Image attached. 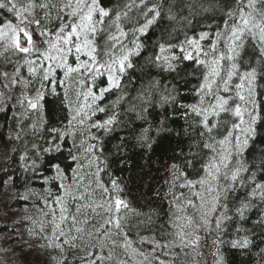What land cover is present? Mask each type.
<instances>
[{
  "label": "trees",
  "instance_id": "1",
  "mask_svg": "<svg viewBox=\"0 0 264 264\" xmlns=\"http://www.w3.org/2000/svg\"><path fill=\"white\" fill-rule=\"evenodd\" d=\"M3 2L8 7L0 8V28L12 22L18 12L17 8L9 11L14 0ZM33 2L37 3L34 21H39L33 32L41 36L49 28H58L67 12L61 2ZM247 3L248 0H99V6L108 10L109 16L105 18L104 31L93 38L97 58L107 60L104 52L116 57L128 55L131 67L120 74L118 88L95 102L86 94L89 89L98 94L101 87H107L106 76L93 81L86 71L66 75V68L54 66L53 74L45 80L42 58L20 55L18 59L14 49L0 52V252L9 251L12 255L5 257L12 264H85L81 251L92 252L93 264H109L108 257L114 256H118L116 264H136L137 254L131 259L117 249L123 245L132 250V242L146 247L147 255L142 258L145 263L159 255L165 258L167 250H171V258H184L188 249L185 238L178 234L194 230L191 225L186 229L185 221L191 216L186 198L189 188L202 180L219 141L237 121L224 113L209 117V126L217 125L209 133L201 123L202 117L189 113L185 118L186 108L180 105L199 104L205 64L197 63L194 57L178 59L171 61L174 67L169 69L163 59L158 61L156 57H182L180 45L185 48L188 39L199 40L204 32L209 35L200 40L201 45L208 47L221 38H217V32L222 34L228 29L225 20L229 19V10L242 7L245 13L253 11ZM254 3V14L264 12V0ZM153 8L155 11H149ZM156 11L159 16L154 23L139 32ZM117 13L121 14L119 29L109 27ZM46 14L50 21L42 18ZM94 15L98 21L99 16ZM54 20L57 21L52 23ZM121 30L125 36H120ZM110 36L117 37L118 42L110 41ZM112 43L114 47L109 46ZM161 45L166 49L164 53L160 52ZM260 47L256 37L245 34L235 60L240 73L257 69L254 87L258 119L255 133L248 137L240 154L239 168L244 170L224 186L220 196L219 227L212 235L210 230L206 233L211 235L212 246L208 248L214 250L215 264H264V198L260 195L264 189L256 188L257 184L264 185V57ZM86 60L88 57L82 53L80 61ZM66 63L72 68L77 66L74 52ZM30 68L35 71L30 72ZM23 83L26 89L36 83L41 85L42 90L36 91V100L38 94L41 97L37 108L27 104ZM109 118L114 119L109 130L94 127ZM55 164L60 165L59 174ZM113 180L119 190L113 189ZM63 183L71 191L62 204L69 207L74 220L82 222L79 232L85 234L86 224L95 225L93 236L101 235V240L89 249L81 234L72 245L64 246L63 257L58 259L54 253L57 250L52 252L45 245L43 233L32 231L47 220L45 214L60 205ZM87 188L93 200L85 203ZM254 189L256 195L252 194ZM116 198L128 205L118 214L109 211ZM245 204L241 215L238 209ZM111 214L115 216L109 223ZM117 216L120 228L115 226ZM68 230L70 234L71 228ZM245 239L246 247L234 246V242ZM157 243L161 246L157 247ZM165 244L168 247H163Z\"/></svg>",
  "mask_w": 264,
  "mask_h": 264
},
{
  "label": "snow or ice",
  "instance_id": "2",
  "mask_svg": "<svg viewBox=\"0 0 264 264\" xmlns=\"http://www.w3.org/2000/svg\"><path fill=\"white\" fill-rule=\"evenodd\" d=\"M241 0H238V3ZM76 7L73 8L72 12L70 13V17L77 18L79 23H70L67 25L62 24L61 27L57 30L56 33V41L64 45V47H58L57 43H50V48L56 50L58 55H49L46 56L45 59L56 61L59 59V63L55 65V67L59 68H66L67 72L66 75L71 72H79L81 70L86 71L92 78L93 81L97 77L105 76L107 77L108 86L101 87L99 89V93H94L89 89L88 93L86 94L88 97H91L92 100L95 102L98 99H102L105 93L110 92L113 88H118L120 86L119 83V76L126 71V68L131 67L130 63H127L129 60L128 55H121L116 57L114 55H110L108 52L102 53V55L107 56V60H98L97 56V47L94 44V37L98 32L104 31V22L105 18L109 16V11L105 10L103 7L99 6V0H75ZM8 7L7 4L0 0V8ZM43 7V5H42ZM66 7H72V3H70ZM247 7L252 9L248 13H245L242 7L238 8L236 11L229 10L226 15L229 17L228 20H225V27L229 30L228 39L231 43L228 45V53L230 55H220L216 56V44L213 43L211 46L212 54L215 57L210 62H208V74L204 77V83L200 86V102L199 104L193 105H180L182 108H186L184 113L185 118L189 115V113H194L199 117H202L201 123L203 127L210 133L214 127L217 125L209 126V117H219L221 113L230 114L238 119V123H233L231 125V130L228 131L227 136L224 140L219 141L220 144H225L230 142L229 138L234 137V130H238L240 133L244 135V140L241 144L240 136L236 135L234 137L236 141V145L238 148L242 150L243 146H246L248 143V137L255 133L254 125L257 123L258 114H257V99H256V92L254 87V82L257 77V69L250 68L248 70L243 71L240 73L238 71V65L235 62L236 57L239 56V50L243 46V38L245 34H250L256 37L262 47L259 48V52L261 56L264 57V12H255V3L254 0H248ZM9 11H16V6L13 4ZM26 11V9H25ZM149 11H155V9H149ZM97 14L99 16V20L96 21L93 19V15ZM126 15V13H125ZM147 15V14H145ZM16 16L20 17L21 13L16 12ZM156 16H159V12L156 11V15L152 18L147 20V22L142 25L138 31L145 32L149 25L154 23ZM121 18V14L117 13L115 20L111 22L109 27L115 25L117 29H119L118 21ZM231 21V23H230ZM20 25H25L24 27H20L19 25H14L11 22H8L3 26L5 29L4 31H0V38L8 37L9 38V45L12 49H15L21 53H29L31 52L34 47V41L32 39L31 33L27 30V23H35L39 25V21H27L25 19L20 20ZM97 24L101 25L100 28H97ZM70 29L65 34V29ZM41 35H47V33H41ZM122 30L120 31V36H125ZM209 34L204 32L200 34L199 40L197 39H188L186 41L187 45L191 48H194L197 57L200 55L202 49L200 46V40L205 39ZM217 38L221 36L220 32L216 33ZM110 41L118 42V38L115 36L109 37ZM110 47H114L115 43L109 45ZM139 47V45L137 46ZM171 47V46H170ZM180 50L183 53L182 57H177L175 55L169 56H157L156 59L159 61L163 59L164 62L168 64L169 69H172L174 65L171 61H175L178 59L184 60H192L193 53L188 51L184 48L183 45H180ZM7 51V48H6ZM73 51L75 52V58L77 61V66L72 68L68 66L66 63L67 55L72 54ZM166 51L163 45L160 46V52L164 53ZM85 54L88 57L86 61H80V55ZM207 56V53H204ZM232 61L230 66L228 67L225 75H221V60ZM197 63L203 65L206 62L197 59ZM29 71H35L34 69H29ZM54 72V68L52 65H49L45 69L44 79L47 80L49 76H51ZM233 76H238L240 83L236 84L235 87V97L232 96H222L218 95L219 91H223L228 93L231 91L229 84ZM219 77L221 82L217 81L215 78ZM216 84V91H213V84ZM211 95L212 101L207 106L204 105L205 96ZM40 95L38 94L36 103H30V107L35 109L38 106ZM175 99L174 97L172 98ZM230 100L232 104H230ZM239 101V102H237ZM98 111L104 112L105 108H99ZM245 114H247L248 119L245 120ZM114 122L113 118H109L108 120L103 121L102 123H97L94 127L98 128H105L108 129L109 125H112ZM246 125V126H245ZM204 133H201L203 136ZM204 147L211 148L210 144H205ZM50 149H45V151H49ZM55 150H59L58 146ZM75 159V158H74ZM56 169L57 173L59 174L61 169L59 164L53 165ZM173 167H176L173 165ZM211 167L216 168V171L219 172V167L215 164L211 165ZM227 167V165H225ZM243 168H238L236 171L232 173L231 179L235 181L237 179L238 173L243 171ZM192 182L189 181V184ZM203 183V180L200 181ZM112 187L114 190H119V185L115 180L112 181ZM257 189H264V185L257 184ZM105 192H108V189H104ZM253 195H256L255 189L253 190ZM261 198H264V191L260 193ZM247 207V205H242L241 209L238 211L241 212L243 215V208ZM127 209L128 205L121 199L116 198L113 203L109 207V211H115L117 214L121 212V209ZM113 221H109L112 223ZM115 226L117 228L121 227L120 217L117 216L115 219ZM220 221H217V226H219ZM181 239L184 238V233L178 234ZM248 244V240L245 239L243 242H234V246L239 245L240 247H246ZM161 245L157 243V247ZM163 247H168L167 244L163 245Z\"/></svg>",
  "mask_w": 264,
  "mask_h": 264
},
{
  "label": "rangeland",
  "instance_id": "3",
  "mask_svg": "<svg viewBox=\"0 0 264 264\" xmlns=\"http://www.w3.org/2000/svg\"><path fill=\"white\" fill-rule=\"evenodd\" d=\"M15 6L17 8V11L21 13L20 17L15 16L12 20V24L19 25L20 27H24L25 25H20V20L26 18L27 21H34V8L37 5L36 2H33V0H14ZM57 0H55L56 2ZM58 2H61L62 8H66L67 12L65 13L64 19H61V22L58 23V28L56 29H47L45 33L47 35H37V31L33 32L36 28L35 23H27V30L31 33L32 39L34 41L35 47L32 50V54H41L38 55L40 58L44 60V72L45 69L52 65L53 67L58 64L60 61L57 59L56 61L47 60L45 59L46 56L49 55H58L56 50L53 48H50V43H57L58 47H64L61 43L56 41V33L57 30L61 27L62 24L67 25L70 23H79V20L77 18L70 17V13L72 12L73 8L76 7L75 0H71L72 7H66L70 0H58ZM26 9V11H25ZM95 15H93L94 17ZM8 23V22H7ZM6 23V24H7ZM5 25V24H4ZM1 26L0 31H4L5 29L3 26ZM70 29H65V34ZM229 30L227 29L221 34V38L215 40L213 43L216 44V56H220L222 54L224 55H230L228 53V45L231 43V41L228 39L229 36ZM201 53L197 57L196 52L194 48L189 47L186 45L185 49L188 51H191L193 53V57L197 60L205 61V75L208 74V62H210L215 57L212 54L211 46L213 43H211L208 47L203 48L201 45ZM9 45V38L3 37L0 38V52L6 51L9 49H12L11 47H8ZM74 52V51H73ZM204 53H207L208 55L205 56ZM26 54V53H25ZM75 54V52H74ZM68 57V55H67ZM67 59V58H66ZM232 61L221 60V75L226 78V71ZM217 81H220V78H215ZM204 83V80L202 84ZM240 83V80L238 77L234 76L232 77L229 87L231 89L230 92L225 93L222 90L219 91L217 94L222 95L225 97L232 96L235 97V85ZM25 87V86H24ZM7 90V89H6ZM213 91H216V84H213ZM36 93L30 90V87L28 89L25 88V94L23 95L26 97V102L30 106V103H35L36 100ZM35 95V97H33ZM212 101L211 95L205 96L204 99V105L207 106ZM239 102V101H237ZM230 104H232V101L230 100ZM237 123L239 122L238 119L235 117ZM248 119L247 114H245V120ZM246 126V125H245ZM236 135L240 136L241 144L244 140V135L240 133L238 130H234V137ZM234 137L229 138L230 142H227L225 144H219L218 148L215 152L214 158L212 159V162L210 163L209 167L207 168V171L205 175L203 176L202 180L203 183H200L193 188L191 186L189 188V193L186 196L188 206L191 210V216H188L185 221H188L186 224V229H188V226L190 228H194V230L184 233L185 236V242L184 245L186 246V249L189 251V256L184 253V258L176 259L170 257V251H166V257L161 258V256H157V258L154 261H149V263H145L142 258H145L147 254L141 255L140 252H134L127 247L120 248L117 247L118 250H120V253H122V256H130L132 257L137 254V263L136 264H214L215 259V253L213 249H209V246H212V240L211 235L212 231L214 232L219 226H217V221L219 220L220 212L218 208L220 196L222 195L223 191L225 190L226 186H229V182L232 180L231 176L236 169L239 168V165H237V160L240 157V154L242 150L237 147L236 141ZM244 147V146H243ZM242 147V149H243ZM217 165L219 167V172L216 171V168L211 167V165ZM227 165V167H225ZM93 182H96V170L93 167ZM74 185H76L74 183ZM96 185V184H94ZM225 186V187H224ZM64 190L63 195L60 197V205H55L53 207V211H50L49 214H45L44 216L47 217V220H45L43 223H39L36 230H33V234H40L43 233L45 245L48 246V248L54 252L57 250L56 256L59 257L58 259H62V252L65 245H72L74 240L80 237L81 232H79V226L82 223L80 220H74V217L70 216L71 214L68 212L69 207L65 206L63 207L62 202H64L67 192L71 191L70 187L63 183L62 188ZM88 190V188L85 190V192ZM113 212V211H111ZM196 213L197 218L199 220V224L195 225L192 223V213ZM68 214V217L66 215ZM114 214H111V221L114 219ZM50 224V227H49ZM195 226H197V229H195ZM71 228V233L69 234V230ZM211 231V235H206L207 232ZM87 231V230H86ZM89 235L91 236V232L87 231ZM182 232V231H181ZM183 233V232H182ZM32 234V235H33ZM34 236V235H33ZM86 237V241H89L88 237ZM191 243V244H190ZM195 245L193 246V244ZM210 244V245H209ZM195 249V251H194ZM211 250V251H210ZM9 251L6 253L7 255H12L9 253ZM5 252H0V264H12L10 262L9 257H5ZM156 257V255H155ZM108 259L112 262V264L119 263L118 262V256L114 257H108ZM93 260V259H92ZM92 260L85 264H93ZM92 262V263H91ZM128 263V262H125ZM120 263V264H125Z\"/></svg>",
  "mask_w": 264,
  "mask_h": 264
},
{
  "label": "bare ground",
  "instance_id": "4",
  "mask_svg": "<svg viewBox=\"0 0 264 264\" xmlns=\"http://www.w3.org/2000/svg\"><path fill=\"white\" fill-rule=\"evenodd\" d=\"M42 18H44L45 20H47V21H50L51 19L47 16V14H46V16L45 15H43L42 16ZM57 20H54L52 23H54V22H56ZM14 56L16 57V58H18V59H20L21 57H20V55H23V56H29V57H38V58H40V56H38V55H40V54H36V55H34V54H32V51L31 52H29V53H21V52H19V51H17V50H15L14 49ZM106 76V75H105ZM101 77V76H100ZM102 78H103V76H102ZM24 85H25V88H27V86H26V84L25 83H23ZM41 85L40 84H38V83H36V84H34L33 85V87H31L30 88V90H32L33 92H35L36 93V91H41L42 89H41V87H40ZM22 93H24L25 94V92H23L22 91ZM36 95V94H35ZM34 95V96H35ZM241 164V158L239 157L238 158V160H237V165H240ZM91 200H93V196L91 195V193L87 190V196H86V199H85V203H87V202H90ZM192 223L193 224H195V225H198L199 224V220H198V218H197V215H196V213L194 212V213H192ZM96 226L94 225V226H91V225H89V224H86V229H84L85 230V234L83 233V232H81V234L84 236V244L87 246V248L89 247V249H92L93 247L91 246V244H93V243H97L98 245H99V241L101 240V235L98 237V238H95L94 236H93V233H94V230H96ZM195 229H197V226H195ZM90 231L91 232V236L89 235V233L87 232V231ZM87 236H90V237H88V239H89V241H86V237ZM94 239V240H93ZM94 241V242H93ZM191 244V243H190ZM94 245V244H93ZM195 245V243L193 244V246ZM131 248H132V250L133 251H136V252H140L141 253V255H144V254H146V251H147V249H146V247L144 246L143 247V245L142 244H140V243H136V242H132L131 243ZM176 250H177V248H176ZM194 251H195V249H194ZM184 253L186 254V255H190L189 254V251H184ZM81 254H82V256H80V257H82V258H85L87 261H86V263H88L89 261H90V259L92 260L93 259V257H92V252L91 253H87V252H85V251H81ZM102 257V256H101ZM88 258H90V259H88ZM100 258V257H99ZM109 262V264H112V262L111 261H108ZM102 264H106V263H102ZM215 264V263H214Z\"/></svg>",
  "mask_w": 264,
  "mask_h": 264
}]
</instances>
